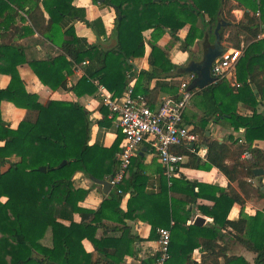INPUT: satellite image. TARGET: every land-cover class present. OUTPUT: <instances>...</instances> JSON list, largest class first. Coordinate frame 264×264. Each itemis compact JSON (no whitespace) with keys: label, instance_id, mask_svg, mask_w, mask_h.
I'll use <instances>...</instances> for the list:
<instances>
[{"label":"trees","instance_id":"16d2710c","mask_svg":"<svg viewBox=\"0 0 264 264\" xmlns=\"http://www.w3.org/2000/svg\"><path fill=\"white\" fill-rule=\"evenodd\" d=\"M73 2L0 0V75L9 78L6 87L0 88V264H128L126 258L136 257V245L143 241L128 225L129 220L135 219V210L150 203L170 225L171 197L190 204L192 212L199 199L212 200V207L199 206L198 211L211 218L213 224L188 225L187 218L175 220L167 264H198L193 253L201 247V238L225 241L230 233L223 230L229 228L236 233L233 238L240 245L256 254L255 264H264V212L249 216L243 207L240 218L231 221L233 206L236 203L244 206L245 199L234 190L227 192L180 174L170 187L164 182L161 193L149 194V178L144 174V157L140 154L133 159L123 183L113 189L98 209L83 207L89 191L75 188V176L83 173L99 180L113 176L124 135L121 132L110 148L98 142L91 145L93 123L86 108L75 101L43 103L37 93L29 91L20 74V68L28 65L43 86L52 91L72 90L78 97L94 95L97 88L93 81L99 80L115 97H122L130 86L131 62L146 54L144 33L153 30L148 59L151 69L141 72L135 91L146 96L155 107L167 85L159 83L151 89V82L169 78L173 71L175 77L187 75L178 72L167 50L157 43L168 34L179 42L181 51L193 58V47L205 41L214 44L218 24L227 23L220 31L222 43L235 48L245 45L237 67L240 87L234 88L224 81L204 90H192L204 97L208 107L209 103L214 105L210 106L214 108L210 114L195 125V133L204 145L208 126L215 120L236 132L245 131V139L243 142L233 137L229 142L208 139L204 158L187 145L177 146L173 152L188 157V168L208 172L218 169L231 184L238 183L243 188L246 179L257 178L255 170H264V149L257 144L264 142V110L260 111L264 107V38L259 39L264 33V0H105L102 5L114 8L117 15L111 32L117 45L110 50L89 45L77 36L74 27L62 30L65 19L76 18L93 27L99 37L106 35L102 20L87 22L84 12L74 7ZM233 2L245 11L240 22L231 13ZM184 28H188V36L180 41L177 34ZM36 33L62 53L29 61L25 47L13 40ZM86 62L85 76L70 88L68 77L75 67ZM170 90L177 99L178 89ZM3 102L25 112L17 127L3 119ZM239 104L252 114L240 115ZM104 111L98 123L100 129L112 125L108 111ZM246 151L252 154L253 161L242 158ZM13 158L19 161L12 162ZM128 195V207L122 211L120 207ZM75 215L81 217L80 223L75 222ZM49 230L53 233L52 247L43 244ZM157 230L147 240H159ZM86 243L92 245V252L87 250ZM203 250L212 259L202 264H219L220 258L223 264H248L242 257L217 251L211 243H204ZM159 257V252L150 255L141 264H157Z\"/></svg>","mask_w":264,"mask_h":264},{"label":"crops","instance_id":"0c3cea01","mask_svg":"<svg viewBox=\"0 0 264 264\" xmlns=\"http://www.w3.org/2000/svg\"><path fill=\"white\" fill-rule=\"evenodd\" d=\"M102 3L103 2L95 3L94 0H74L73 6L84 12L87 22H94L98 19H101L106 31L105 36L99 37L93 27L88 26L86 22L76 18L65 19L62 23V30L66 32L71 27H74L77 36L86 40L89 45H99L105 50L115 48L117 41L115 37L111 36V32L115 25L117 15L114 8L102 5ZM232 4L234 6L231 10L232 15L235 17L237 22L242 21L244 19L245 11L236 7V2H233ZM199 25L201 28L205 27L202 22H200ZM188 32V28H184L178 32L177 36L180 41H184L186 39ZM152 34L153 30H148L144 33V37L147 40L145 56L131 62L133 65V70L129 74L130 85H136L142 71H149L151 69L148 59L151 52V42L149 41H151ZM13 42L21 44L25 47L26 56L29 61L42 60L47 57H57L62 53L57 46L43 40V38L38 33L28 38L14 39ZM157 45L167 50L171 62L178 67V72L187 74L186 76H188L190 73H187L186 69L191 65V63H193V61L201 62L203 60L205 49L208 45L213 44H209L208 41L197 43L192 49V54H194V56L192 55L193 58H191L190 53L181 51L179 48V42L174 41L168 34L165 35L157 43ZM87 67L88 65L77 66L74 68L73 74L68 77L70 88L77 85L80 79L85 76ZM174 73L175 72L173 71V75H171L169 78L153 80L150 84V88L153 89L159 83L161 85H167L166 91H162L159 97L162 95L172 96L173 91L170 90V88L176 87L178 89L181 80L186 77H175ZM20 74L27 83L29 91L37 93L43 103H46L49 100H63L75 101L84 106L90 113V118L93 123L90 142L91 145H94L98 142L102 144L103 147L110 148L120 136L121 130H119L116 127L115 122L110 119L108 109L103 107L96 93L94 95L83 94L78 97L72 90L59 89L57 91H52L39 82L38 78L34 75L28 65L20 68ZM8 81L9 78L7 76L0 75V88L6 87ZM210 106L213 107V103H209L208 107L204 97L196 94L186 112L185 123L189 126L195 127L197 123H200L203 117H206L210 114V110L214 109ZM104 109L108 111V120L112 121V125L110 128L104 127L100 129L98 123L104 117ZM263 110L264 107H261L260 111L262 112ZM1 111L3 119L13 127H17L25 116V112L23 110L16 108L14 104L9 102H3L1 104ZM238 111L240 115L243 116L252 114L251 110L243 104H239ZM207 132H210L211 134L209 139L218 140L220 142H229L231 137L241 140L245 139V131L236 132L233 129L224 127L221 123L217 124L215 120L210 122ZM257 144L260 148L264 149V142H257ZM139 154L144 157V174L149 178L147 193H161L164 182H167L168 187H170L168 180L164 176V173L162 174V166L155 157L148 143H144L141 146L138 156ZM118 158L119 156H117V159ZM18 161L19 159L17 158L12 159V162ZM188 162L189 159L187 157L184 165L181 168L180 175H183L192 181H198L200 183L214 185L226 189L227 192L229 190H234L237 195L245 199L246 203L244 206L238 203L233 206L229 215V220L237 221L240 218L243 207L245 213L249 216H254L258 211L264 212V197L262 196L264 195V176L254 179H246L244 187L241 188L238 183L231 184L226 176L218 169H213L209 172L191 169L187 166ZM108 179L109 178L106 180ZM94 185L97 184H95L92 179L86 177L83 173H78L74 178V186L76 189L89 191L85 201L82 203V206L87 209L95 210L98 209L104 200L109 197L114 188L112 187L110 193L105 195L102 186L97 185L98 187H96ZM129 198L130 195L126 196L125 202H123L121 205L120 209L122 211H126ZM213 205L214 202L212 200L199 199L196 206L194 207V211L192 212V206L190 204L181 198L171 197V212L173 221H183L187 218V224L189 221H192V224H194L196 218H202L205 220L203 226L209 224L211 225L213 224V220L202 215L198 211V207H212ZM134 215L135 219L129 220L128 225L132 228L133 234L143 239V241L137 243L136 245L137 256L127 257L126 263L141 264V261L147 259L150 255H154L159 252L158 240L147 239L150 236H155V232L153 233L154 229H158L160 226L166 227L165 225H168V223H166L157 215L150 203H146L140 208L136 209ZM74 220L76 223H80L81 217L79 215H75ZM169 226L170 225H168V227ZM223 233H230L228 234V237L225 239V241H213L209 240L208 238H201V247L194 251L193 260L198 264H202L207 260H211L212 258L209 256V254L203 250L204 243H211V245H214L215 249L219 252L224 251L228 256L242 257L247 261L248 264H255L256 254L244 248L236 241L235 238H233L236 233L231 228L228 230H223ZM99 234H101V231ZM43 244L47 247L53 246V233L51 230L47 232L43 240ZM85 246L88 251H93L91 244L86 243ZM218 263L223 264V259L220 258Z\"/></svg>","mask_w":264,"mask_h":264},{"label":"built area","instance_id":"2783aa9c","mask_svg":"<svg viewBox=\"0 0 264 264\" xmlns=\"http://www.w3.org/2000/svg\"><path fill=\"white\" fill-rule=\"evenodd\" d=\"M260 16V12L257 13ZM264 38V33L259 39ZM226 51L217 58L212 66L214 84L228 82L232 87L239 88L237 79V67L245 52V45L235 48L224 43ZM88 65V62L83 66ZM195 74L184 77L178 87V98L170 95H162L158 98L155 107L149 104L146 96L136 93L135 86L130 85L122 97H115L99 80H94L98 95L103 107L108 109L109 117L115 122L116 127L124 135L122 150L119 155V164L116 168L111 185L113 188L123 183L133 159L138 156L141 146L148 143L164 169V176L169 185L181 171L187 157L178 155L173 149L181 145L194 144L192 152H197L204 158L206 147L201 145L199 136L195 133V127L185 123V115L192 103L195 93L190 90ZM213 84V85H214ZM241 140L240 142H243ZM197 145H199L197 147ZM199 149V150H198ZM243 159L253 161L249 151L244 152ZM121 193V191H119ZM189 221L188 224H192ZM171 222L169 227L158 228L159 253L157 264H167L170 260V244L172 237Z\"/></svg>","mask_w":264,"mask_h":264},{"label":"water","instance_id":"95a60500","mask_svg":"<svg viewBox=\"0 0 264 264\" xmlns=\"http://www.w3.org/2000/svg\"><path fill=\"white\" fill-rule=\"evenodd\" d=\"M98 2H104L105 0H96ZM227 23L221 22L218 24L215 30L216 40L213 45H208L204 51L203 60L201 62L193 61L191 65L186 69L187 73H196L197 78L193 81L190 90H204L209 88L214 84V78L212 77V66L217 58H219L223 52L226 51V47L223 46L222 38L220 35L221 29L226 26ZM256 94H258L255 87H253ZM210 132L206 133V141L204 147H206V143L210 138ZM190 149H194L195 145L191 144L188 146ZM66 163L64 162L62 165L64 166ZM42 171H46V168H41ZM254 174L257 178L264 176V170L259 169L255 170ZM113 180V176H111L108 180H99L96 178H92V181L103 187V191L105 195H108L112 190L111 181ZM205 220L202 218H196L195 224L198 226H203Z\"/></svg>","mask_w":264,"mask_h":264}]
</instances>
